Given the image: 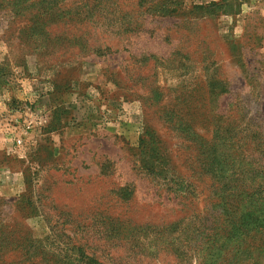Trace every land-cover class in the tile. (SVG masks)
<instances>
[{
  "label": "rangeland",
  "instance_id": "obj_1",
  "mask_svg": "<svg viewBox=\"0 0 264 264\" xmlns=\"http://www.w3.org/2000/svg\"><path fill=\"white\" fill-rule=\"evenodd\" d=\"M39 1L0 0V259L264 264L261 208L201 222L264 188V0Z\"/></svg>",
  "mask_w": 264,
  "mask_h": 264
},
{
  "label": "trees",
  "instance_id": "obj_2",
  "mask_svg": "<svg viewBox=\"0 0 264 264\" xmlns=\"http://www.w3.org/2000/svg\"><path fill=\"white\" fill-rule=\"evenodd\" d=\"M44 1L41 0L39 2H37V5H42ZM258 143H261L258 141ZM259 173L262 175V172L259 171ZM218 178L223 182L225 179V175L222 172H219ZM224 188L220 189V194L218 196V198H220V202L213 204L214 207L218 208H222V210L217 211V215H211L210 217H203L201 219V222L204 224L203 225V229H210L212 228L214 231L215 229L218 230V232H216L215 234H219V231L222 232V227H223V217L226 215L228 216V219H230V223H232L234 225V230L235 233L234 235L237 234L238 231H241V228H237L235 226L236 224V219H241L242 217H244L245 215H251L252 213H254L257 210H260V208L262 209V212L259 213L260 216L263 217L262 220H258V222L260 223V225L264 226V188H260V189H256V190H245L243 191L245 196H242L243 198L240 200H237L236 198H238L239 195H233L232 197H225L223 196V192H224ZM123 190H125V188L120 189V192ZM215 194V193H214ZM186 199H191V198H186ZM222 199V201H221ZM226 200H230L232 201V205L234 206V208H236L233 212H230L228 206H227V201ZM190 204H192V200L190 202ZM263 205V206H262ZM204 209V208H203ZM233 217L235 219H233ZM211 218H214V222L211 223ZM186 217H181L179 221L173 223V225L179 224L181 223L183 220H185ZM118 221H121L123 226H125L126 221H122L120 219H116ZM129 225H132L131 223H127ZM137 224V223H136ZM117 228L116 230V235H114L113 237L119 238V242H124V239H122L121 236L123 235V231H122V227L119 226L120 223L118 222L117 224ZM138 226L135 225V227ZM184 228V234L185 233H189L191 231V223L190 221L188 223H186V225L183 226ZM249 227H247L246 230H248ZM126 229V228H125ZM216 236V235H215ZM214 242L216 245V248H218V251H213L211 252V264H234L233 263V259L230 256V253L225 254L222 253L223 250H225V247L221 244L216 243L215 239ZM83 246V245H82ZM117 246V244L115 245ZM74 248L73 250H78L77 252H79V256L82 257V261H84L85 264H106L105 262L101 261L100 258L96 255V254H86L83 250L85 249H81L80 247H76V245H73ZM248 254H249V261L250 262L252 260V255L249 253V250H247ZM7 256V255H5ZM3 259H0V264H75L72 262H66L63 261L61 258H59L58 256H56L55 254H52L50 252H44L41 255H38L37 257L35 255H30L28 252H19V253H13V255L10 258L11 261H8L7 259H5L4 256H2ZM112 260H115L114 257H110ZM229 259H232V261L230 262ZM38 261V262H37Z\"/></svg>",
  "mask_w": 264,
  "mask_h": 264
},
{
  "label": "built area",
  "instance_id": "obj_3",
  "mask_svg": "<svg viewBox=\"0 0 264 264\" xmlns=\"http://www.w3.org/2000/svg\"><path fill=\"white\" fill-rule=\"evenodd\" d=\"M16 145L19 147H23L24 146V140L22 138H18L16 140Z\"/></svg>",
  "mask_w": 264,
  "mask_h": 264
}]
</instances>
